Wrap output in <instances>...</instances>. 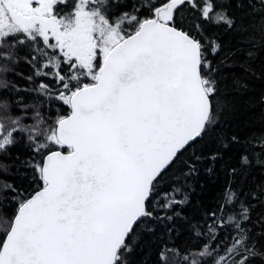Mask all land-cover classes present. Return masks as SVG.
Wrapping results in <instances>:
<instances>
[{
    "label": "snow or ice",
    "instance_id": "obj_1",
    "mask_svg": "<svg viewBox=\"0 0 264 264\" xmlns=\"http://www.w3.org/2000/svg\"><path fill=\"white\" fill-rule=\"evenodd\" d=\"M238 57L264 67V0H0V264H264Z\"/></svg>",
    "mask_w": 264,
    "mask_h": 264
},
{
    "label": "trees",
    "instance_id": "obj_2",
    "mask_svg": "<svg viewBox=\"0 0 264 264\" xmlns=\"http://www.w3.org/2000/svg\"><path fill=\"white\" fill-rule=\"evenodd\" d=\"M223 75L226 79L222 87L229 92V99L232 101L233 111L229 121V132H239L241 136L250 135L264 127V67L259 62L252 65L246 64L242 58L238 57L229 61ZM239 81L240 87L236 88L234 82ZM230 162L236 164L235 154ZM219 167V165H217ZM257 179L258 172H255ZM223 172L214 173L212 176L202 175L204 188L197 187L196 191L200 196H194L195 200L201 196L210 200L220 191L221 185L225 181Z\"/></svg>",
    "mask_w": 264,
    "mask_h": 264
}]
</instances>
